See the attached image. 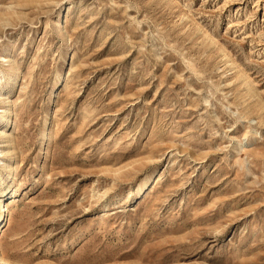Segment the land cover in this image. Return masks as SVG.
<instances>
[{"label": "rangeland", "instance_id": "rangeland-1", "mask_svg": "<svg viewBox=\"0 0 264 264\" xmlns=\"http://www.w3.org/2000/svg\"><path fill=\"white\" fill-rule=\"evenodd\" d=\"M0 83L13 264H264V0H0Z\"/></svg>", "mask_w": 264, "mask_h": 264}, {"label": "bare ground", "instance_id": "bare-ground-1", "mask_svg": "<svg viewBox=\"0 0 264 264\" xmlns=\"http://www.w3.org/2000/svg\"><path fill=\"white\" fill-rule=\"evenodd\" d=\"M17 73H18L17 71H13L11 73V76L16 75ZM6 86L7 85L0 83V101L2 104L9 106L10 103L8 104L6 102V100H2L3 98L1 99L2 92ZM8 111H9L8 109H6V110L2 109L1 113H0V131H1L0 132V148H1V150H0V161L3 159V157H6L7 155H9V152H10L8 150V146H7V148H4V149L2 148V143H5L3 141H4L5 137H7V135H8L7 134L8 131H6V125L10 120V116H8V113H9ZM49 124H51V126H52L53 123L51 122ZM10 159H12V158H10ZM7 164L5 163V166H4V169L6 170V172L3 174L0 171V190H1L0 191V225L2 224V226L8 220L7 219L8 203L11 201V194H5V189L7 188L8 190H10L8 185L13 184V180H14V177H12L14 167L12 165H7ZM1 165H2V163H1ZM3 165L1 166V169H3ZM12 200H13V198H12ZM0 264H13L11 262V260L7 257V255L2 252L1 247H0Z\"/></svg>", "mask_w": 264, "mask_h": 264}]
</instances>
